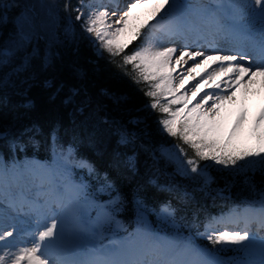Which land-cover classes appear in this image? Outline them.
Segmentation results:
<instances>
[{
    "label": "trees",
    "instance_id": "1",
    "mask_svg": "<svg viewBox=\"0 0 264 264\" xmlns=\"http://www.w3.org/2000/svg\"><path fill=\"white\" fill-rule=\"evenodd\" d=\"M21 1L0 0V161L34 162L48 171L54 155L68 151L71 182L103 201L117 221L109 235L138 228L143 237L147 229L190 239L222 264L255 252L201 234L212 217L259 201L264 172L258 164L226 168L211 160L198 161L204 175L191 172L186 161L196 158L194 150L165 131L166 115L145 95L149 84L137 82L133 66L123 63L145 44L147 29L112 56L75 19L81 0H57L53 32L38 22L37 35L19 43Z\"/></svg>",
    "mask_w": 264,
    "mask_h": 264
},
{
    "label": "snow or ice",
    "instance_id": "2",
    "mask_svg": "<svg viewBox=\"0 0 264 264\" xmlns=\"http://www.w3.org/2000/svg\"><path fill=\"white\" fill-rule=\"evenodd\" d=\"M254 2L259 6L261 29L259 39L253 40L251 48L252 55H258V59L249 66L242 63L250 57L241 47L228 49L238 55H223L221 53L225 49L216 46L221 36L248 35L247 5H225L219 0L183 4L176 3V0H135L112 23L108 22V5L84 4L81 0L76 8L75 19L83 20L84 30L94 35L112 56L124 53L133 41L141 37L142 30L147 29L145 44L124 55L123 63L133 66L137 82L142 80L149 84L145 95L152 98L151 108L166 115L167 118L160 120L165 131L179 137L194 150L198 159L189 157L186 161L192 173L204 175L205 169L200 166V160H211L226 168L243 167L239 164L241 161L259 164L264 172V105L252 117L250 132L255 139L252 145H242L239 141L247 115L245 111L237 115L227 132L218 119L223 106L235 102L237 88L247 93L254 84L264 87V0ZM145 6L149 8L147 15L129 33V21L137 9ZM85 8L86 12L82 10ZM116 11L113 9L111 15L116 16ZM174 40H183L182 47L161 46ZM193 45L197 48L206 46V50L192 51L190 48ZM177 51L179 55H176ZM208 51L213 54H207ZM197 58H200L199 62H196ZM189 61L193 62L192 66L185 72L184 66ZM197 78L199 82L194 87L189 84ZM180 151L184 150L181 148ZM79 166L90 168L87 162H81ZM21 170H26L33 180L39 181L36 187L46 196L43 209L27 199L12 197L9 177ZM82 191V185L55 186L43 165L0 161V198L8 200V208L13 213L27 210L42 218V222L38 219L36 230L30 232L27 239H13L16 237V224H8L0 214V251H3L0 264L6 261L10 264H222L206 259L203 251L190 239L158 237L147 229L143 230L144 240L139 243L129 240L114 247L102 246L90 251L61 246L57 242L64 233L65 195L75 199ZM253 220L264 228V192L259 201L247 203L243 211L234 210L228 217L214 221L215 224L223 223L225 230L210 224L201 235L207 234V239L213 244L230 243L243 247L252 240L248 225ZM233 222L237 225L243 223V229H229L228 224ZM6 227L12 230L4 231ZM17 244L23 246L17 247ZM260 251L264 257V238L260 241ZM237 264L255 262L240 261ZM259 264H264V258Z\"/></svg>",
    "mask_w": 264,
    "mask_h": 264
},
{
    "label": "rangeland",
    "instance_id": "3",
    "mask_svg": "<svg viewBox=\"0 0 264 264\" xmlns=\"http://www.w3.org/2000/svg\"><path fill=\"white\" fill-rule=\"evenodd\" d=\"M22 10L19 15L15 18V22L18 26V42L23 43L28 39H31L37 35V30L35 27L37 24L41 23L44 27H46L51 33L53 32V28L55 25V16H54V6L56 5L57 0H22ZM21 1V2H22ZM135 0H89L86 4H103L108 5L109 11V23H112L113 20L119 17L123 11L127 10L125 3H134ZM187 2H200V3H208V0H176V3L183 4ZM116 3V5H115ZM120 3V5H119ZM124 3V5H123ZM222 4H233V5H247L248 7L245 9L248 12L247 22L249 23V33L245 36H221L217 39L216 46L225 49L221 54L226 55H238L235 51H228V49L234 47H241L245 51L249 53V59L242 61L245 66H249L250 64H254L258 59V55H252L251 48L253 40L259 39L260 29H261V19L259 16L258 8L259 6L255 4L254 0H221ZM115 5V8L113 5ZM113 9H117L116 16H112L111 12ZM83 11H87V9H82ZM149 8L147 6L143 8H139L135 11L133 18L129 21V33L131 28L139 23L148 13ZM39 22V23H38ZM151 23V22H150ZM184 41L183 40H174L171 43L165 42L161 46H175L178 49L182 47ZM203 45V41H200ZM190 50L192 51H205L206 46L197 48L193 45ZM6 53V52H5ZM207 54H213L211 51H208ZM176 55H179V51H177ZM200 58H197L196 62H199ZM192 61H189L188 64L184 66V71H187V68L192 66ZM215 67V66H213ZM179 71V69H178ZM175 75V74H174ZM199 82L197 78L194 81H189L193 87L196 83ZM187 87V86H186ZM206 91H212L211 89H206ZM190 94V92H189ZM226 94V93H225ZM264 105V87H262L259 83L252 85L251 90L247 93H244L241 88L236 89V100L235 102L226 103L221 109L220 117L218 118L224 131L227 132L231 129L233 122L236 120L237 115L243 110L246 112V119L243 122V128L239 134V141L242 145H252L255 143L254 136L250 132V126L252 123V117L256 115ZM68 151L64 156H59L58 154L54 155V163L50 167V169L46 173L48 178L52 180L53 184L58 187H62L68 183L69 176V167L66 164V155H68ZM259 165V164H258ZM260 166V165H259ZM250 168L254 170L252 167H243ZM242 170V169H241ZM27 183L30 185L28 188H25V199L29 202H32L43 209L45 204L46 196L43 192L36 187L39 181H35L32 179L31 175L26 173ZM74 185V184H71ZM48 187V184L45 183V188ZM17 193H21L19 190L11 192L12 197L16 199H22L21 196L16 195ZM8 193L5 192V196ZM81 195V194H80ZM81 199V198H80ZM78 198H71L68 195H65V223H64V233L63 236L58 240V244L64 246L69 249H76L80 251H90L93 249H98L100 247H114L121 243H126L129 240H135L136 242H143L144 237L139 236L137 230L133 233L116 234L109 235L110 230L109 227L116 225V219L106 213V209L101 206L96 200L92 197H88L87 199L80 200ZM0 214H3L5 221L8 224L15 223L17 227L16 237L13 239H27L28 234L30 232H34L36 230V224L38 222V216L33 213H28L27 210L24 213H13L11 209L8 208V200L5 198H0ZM50 222V221H48ZM259 223H255L257 225ZM118 227V224H117ZM80 229H83L82 231ZM4 231H11L10 227H6L3 229ZM251 232V231H249ZM262 235L255 233L252 234V240L248 242V244L252 248H256L260 250V239L264 238V232H260ZM158 237H167L165 235H159ZM257 237V239H256ZM173 238V237H172ZM175 238V237H174ZM17 247L23 246L20 244L16 245ZM30 246V244L28 245ZM14 250V249H9ZM0 255H3V251H0ZM206 259L213 261V259L204 255ZM264 258L261 256V251L259 254L255 256L249 255L238 260H233L229 264H237L240 261H253L255 264H259V261ZM5 264H10V261H6Z\"/></svg>",
    "mask_w": 264,
    "mask_h": 264
},
{
    "label": "bare ground",
    "instance_id": "4",
    "mask_svg": "<svg viewBox=\"0 0 264 264\" xmlns=\"http://www.w3.org/2000/svg\"><path fill=\"white\" fill-rule=\"evenodd\" d=\"M113 5V7L115 8V5L114 4H112ZM125 5L127 6L128 5V3H125ZM229 53H227L226 52V55H228Z\"/></svg>",
    "mask_w": 264,
    "mask_h": 264
}]
</instances>
